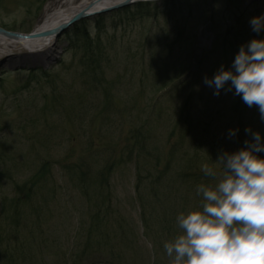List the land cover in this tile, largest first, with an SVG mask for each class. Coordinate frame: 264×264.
Returning <instances> with one entry per match:
<instances>
[{
    "label": "rangeland",
    "instance_id": "rangeland-1",
    "mask_svg": "<svg viewBox=\"0 0 264 264\" xmlns=\"http://www.w3.org/2000/svg\"><path fill=\"white\" fill-rule=\"evenodd\" d=\"M55 1L0 0V29L31 33ZM149 1L55 34L49 64L0 67V264H171L177 216L216 183L201 166L219 173L246 127L264 138L257 106L203 83L264 38L249 25L264 0ZM96 21L112 47L99 82L69 47Z\"/></svg>",
    "mask_w": 264,
    "mask_h": 264
},
{
    "label": "clouds",
    "instance_id": "clouds-1",
    "mask_svg": "<svg viewBox=\"0 0 264 264\" xmlns=\"http://www.w3.org/2000/svg\"><path fill=\"white\" fill-rule=\"evenodd\" d=\"M251 30L264 32V13L250 18ZM203 83L219 95L222 89L233 91L248 106H257L264 119V38L241 44L231 66L221 65ZM238 129H230L234 137ZM251 139L244 147L222 152L216 162L221 171L208 164L203 173L216 180L214 185L200 184L198 209L180 213V230L163 245L171 264H264V138L246 127Z\"/></svg>",
    "mask_w": 264,
    "mask_h": 264
},
{
    "label": "bare ground",
    "instance_id": "bare-ground-1",
    "mask_svg": "<svg viewBox=\"0 0 264 264\" xmlns=\"http://www.w3.org/2000/svg\"><path fill=\"white\" fill-rule=\"evenodd\" d=\"M126 1L134 3L143 0H56L25 37L13 39L0 35V53H5L1 55L0 67L5 64L13 67L49 64L54 60V36L61 26L78 14L94 16L96 12Z\"/></svg>",
    "mask_w": 264,
    "mask_h": 264
},
{
    "label": "trees",
    "instance_id": "trees-1",
    "mask_svg": "<svg viewBox=\"0 0 264 264\" xmlns=\"http://www.w3.org/2000/svg\"><path fill=\"white\" fill-rule=\"evenodd\" d=\"M148 6H151L150 3H141L137 4L134 7L146 9ZM98 21V20H97ZM95 22L96 31L92 36L86 27L79 28H72L73 30L72 35L77 38L73 44V41L69 42V47L71 48L72 52L75 53L74 55H79L78 64L82 68L85 73H88L92 79L98 81V79L102 80L103 75L101 74V70L105 67V63H109L111 60L109 52L112 50L111 44L109 42V38L102 35V33L107 29L105 26L103 28L100 22ZM147 18V22H148ZM149 23H151L149 21ZM113 23L112 25H114ZM28 33V32H27ZM71 35V36H72ZM103 36V37H102ZM105 37V38H104ZM71 40V39H70ZM101 74V75H100ZM15 201V200H14ZM20 201L15 202L17 204ZM116 219V218H115ZM147 225V224H146ZM127 236L123 233L117 234L116 240L117 242L123 241ZM1 253V252H0ZM24 254V253H22ZM8 257L7 253H3L0 257V260ZM13 256L9 258L10 261L13 260ZM170 260V259H169Z\"/></svg>",
    "mask_w": 264,
    "mask_h": 264
},
{
    "label": "water",
    "instance_id": "water-1",
    "mask_svg": "<svg viewBox=\"0 0 264 264\" xmlns=\"http://www.w3.org/2000/svg\"><path fill=\"white\" fill-rule=\"evenodd\" d=\"M133 2H130V1H126L124 3H121L119 5H116L114 7H111V8H106L96 14H101V13H104V12H108V11H112V10H115L117 8H121V7H126L128 6L129 4H131ZM86 16H88L87 14H84V13H81V14H78L77 16L73 17L67 24L61 26V28L59 30L56 31V33H58L59 31L61 30H64L66 27L72 25L73 23L77 22L78 20L80 19H83L85 18ZM0 35H3L5 37H9V38H21V37H25V36H22L21 34H17V33H12V32H7V31H4L2 29H0Z\"/></svg>",
    "mask_w": 264,
    "mask_h": 264
}]
</instances>
